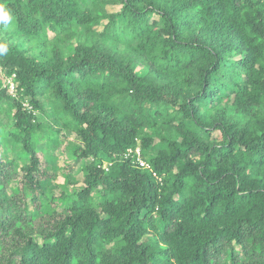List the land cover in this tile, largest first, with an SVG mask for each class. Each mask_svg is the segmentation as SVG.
Listing matches in <instances>:
<instances>
[{
    "label": "trees",
    "instance_id": "1",
    "mask_svg": "<svg viewBox=\"0 0 264 264\" xmlns=\"http://www.w3.org/2000/svg\"><path fill=\"white\" fill-rule=\"evenodd\" d=\"M3 2L0 264H264V0Z\"/></svg>",
    "mask_w": 264,
    "mask_h": 264
},
{
    "label": "rangeland",
    "instance_id": "2",
    "mask_svg": "<svg viewBox=\"0 0 264 264\" xmlns=\"http://www.w3.org/2000/svg\"><path fill=\"white\" fill-rule=\"evenodd\" d=\"M120 8H109L110 12H117ZM52 37V34L50 35ZM218 136V135H216ZM42 140V139H41ZM158 142V139L155 140ZM60 144L49 150L47 154L45 155H52V158L47 159H56L53 163L48 162L47 159H42V166L43 169L47 165L48 169H46V178L49 179L50 182L46 185V192L42 198L43 203L48 204L52 199H57L61 196V194L66 191L67 189L70 190V187L72 186V182L75 183L76 188H80L83 186V181L86 177V171L84 170L85 167H88V165L91 163L89 161H83V159H75L77 157H73V153L70 150V147H74V145H78V140H76L75 135L66 138L63 136V138L60 139ZM41 144H44V141H41ZM130 153H133L131 151ZM139 153V155H138ZM136 155L137 157H140L141 160L145 161L143 159V152L140 147L136 148ZM40 156L42 158V154L40 153ZM146 162V161H145ZM147 163V162H146ZM108 168V163L104 165V169ZM45 170V169H44ZM68 178L69 185L66 188V179ZM18 179H21V175ZM19 181V180H18ZM20 185H14L13 187H17ZM12 191L9 189V194H11ZM32 207V206H31ZM63 208H58V211H62Z\"/></svg>",
    "mask_w": 264,
    "mask_h": 264
},
{
    "label": "clouds",
    "instance_id": "3",
    "mask_svg": "<svg viewBox=\"0 0 264 264\" xmlns=\"http://www.w3.org/2000/svg\"><path fill=\"white\" fill-rule=\"evenodd\" d=\"M12 21H13V16L10 10H8L7 5L3 2V0H0V25H8ZM7 51H8L7 45L0 43V55L6 54Z\"/></svg>",
    "mask_w": 264,
    "mask_h": 264
},
{
    "label": "built area",
    "instance_id": "4",
    "mask_svg": "<svg viewBox=\"0 0 264 264\" xmlns=\"http://www.w3.org/2000/svg\"><path fill=\"white\" fill-rule=\"evenodd\" d=\"M137 163H139L140 167L142 168H149V165L145 161L141 160L140 157H137Z\"/></svg>",
    "mask_w": 264,
    "mask_h": 264
}]
</instances>
